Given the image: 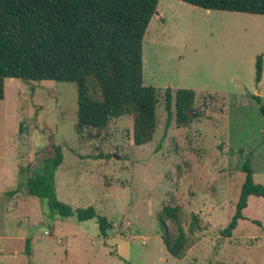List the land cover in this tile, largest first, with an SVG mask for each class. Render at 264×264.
<instances>
[{"label":"rangeland","instance_id":"374dc122","mask_svg":"<svg viewBox=\"0 0 264 264\" xmlns=\"http://www.w3.org/2000/svg\"><path fill=\"white\" fill-rule=\"evenodd\" d=\"M143 61L144 83L160 92L159 127L145 144L134 142L132 116L78 132L74 82L6 79L0 100V264H264V196L249 198L232 236L221 234L235 213L246 160L255 181L264 184V14L159 0ZM90 87L98 96L97 83L91 80ZM167 87L197 90L200 105L204 95L216 98L191 125L180 127L173 119L167 126ZM54 144L63 153L55 173L58 200L74 209L93 206L113 223L106 235L97 219L55 215L27 192L31 170ZM13 189L18 191L8 194ZM165 204L183 208L187 232L190 212L201 219L182 258L164 244L159 212ZM165 222L173 237L175 223Z\"/></svg>","mask_w":264,"mask_h":264},{"label":"trees","instance_id":"16d2710c","mask_svg":"<svg viewBox=\"0 0 264 264\" xmlns=\"http://www.w3.org/2000/svg\"><path fill=\"white\" fill-rule=\"evenodd\" d=\"M205 9L264 14V0H182ZM159 0H0V100L5 98L7 78L24 81L57 80L74 82L78 93L77 131L85 127L105 128L113 118L132 116L136 144L153 140L159 127L157 108L159 89L144 83L143 42ZM263 76V58L258 56L256 80ZM99 86L91 94L90 82ZM192 88L165 89L167 126H189L206 113L215 93L203 96ZM261 104L262 98L254 95ZM264 110V106H261ZM49 154L41 153L38 168L31 170L27 192L43 199L53 214L75 215L80 222L97 219L106 235L113 223L97 214L93 206L74 209L58 200L55 173L63 162L62 147L54 144ZM46 154V155H44ZM43 159V161H42ZM42 169L41 163H43ZM32 167H35L34 164ZM31 167V168H32ZM30 168V169H31ZM33 169V168H32ZM37 170V171H35ZM244 182L240 187L235 213L221 230L230 237L252 195L264 196V184L255 181L250 161L243 165ZM19 189V188H18ZM13 189L8 194L18 191ZM188 232L186 213L178 204H165L159 212L168 252L182 258L191 245L190 234L198 230L201 219L190 212ZM172 220L177 233L170 237L166 220ZM25 250L32 257L30 238Z\"/></svg>","mask_w":264,"mask_h":264}]
</instances>
